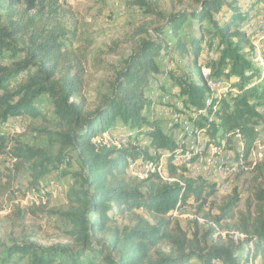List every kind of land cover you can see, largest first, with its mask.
Instances as JSON below:
<instances>
[{
	"label": "trees",
	"instance_id": "trees-1",
	"mask_svg": "<svg viewBox=\"0 0 264 264\" xmlns=\"http://www.w3.org/2000/svg\"><path fill=\"white\" fill-rule=\"evenodd\" d=\"M133 1L147 17L156 13L152 11L159 2ZM225 1L197 0L199 8L175 9L165 19L163 28L151 26L154 36L135 47L134 54L119 73L112 96L100 99L93 109L85 98L91 43L78 49L67 48L65 44L70 35L68 24L73 18L72 12L63 8L60 0H0V121L17 117L46 120L39 107L43 100L50 99L55 118L65 130L68 142L79 148L87 173L84 187L73 193V208L68 215L69 235L75 237L78 247L75 250L59 246L43 248L37 242L11 239V244L0 243V264H21L28 257L30 264H100L101 257H111L115 253H119L120 258L113 260L114 264H189L192 261L199 264H254L255 259L264 264V163L254 168L262 182L255 194L254 212L248 209L237 213L236 232L230 244L211 249L203 247L197 235L189 238L179 224H173L167 218L168 211L182 210L187 206L188 194L193 193L196 194V220L211 221L218 226L222 218L235 216V202L220 207L221 218L211 216L209 199L213 192L203 193L213 186L201 178L185 177L186 166L197 156H188L190 151L178 147L173 139L163 134L155 104L147 96L151 79L169 75L163 74V64L169 59L176 61L173 52L180 50L183 53L180 55L197 72V82L186 81V77H168L180 95L187 97L186 103V99L177 95L184 107H192L189 119L200 131L214 134L217 123L210 118L217 116L220 127L237 117L238 105L256 111L255 101L249 100L247 93L259 89V94L264 95V67L261 70L255 64L254 47L238 30L248 18L232 8L231 17L213 22L214 32L203 27L204 20L212 22L214 13L219 12V6ZM190 21L196 24L188 31ZM206 30L214 33L211 38L204 36ZM243 39L248 48L247 56L239 53ZM216 46L222 48L219 62L210 64L206 58L203 64L212 68L213 76H226L232 82L230 101L216 100L201 77L202 55L209 54ZM161 58L165 61L157 62ZM9 60L11 63L5 66L3 62ZM226 61H231L230 69L223 67ZM18 79L20 82L15 84ZM234 89H237L235 94ZM237 102L240 103L231 108ZM117 119L139 135L129 137L127 144L111 146L103 136L111 132ZM143 128L153 149L162 147L169 152L166 177L157 172L144 180L128 171L130 161H157L150 155L149 148L140 146ZM245 139L244 157L240 161L248 159L256 141L253 135L246 133ZM209 143L215 146L210 138ZM5 149L6 142L0 134V157ZM178 150L185 154L182 156L185 163L180 167L173 163ZM217 150L225 151L224 147ZM14 157L27 163H34L38 158L43 160L31 168L32 185H38L48 173L43 167L50 159L38 150L18 149ZM60 161L62 163L64 159ZM235 162L239 163L240 170L243 162L241 165L237 159ZM3 178L5 176L0 173V183ZM6 178L9 182L0 184V199L9 192L12 176ZM134 209H144L151 221L132 213ZM92 215H95L94 219L90 217ZM117 217L130 218L132 228L112 245L104 244L100 250H92V238ZM33 236L38 238L37 233ZM162 244L167 246L169 253L155 260L151 253Z\"/></svg>",
	"mask_w": 264,
	"mask_h": 264
},
{
	"label": "rangeland",
	"instance_id": "rangeland-1",
	"mask_svg": "<svg viewBox=\"0 0 264 264\" xmlns=\"http://www.w3.org/2000/svg\"><path fill=\"white\" fill-rule=\"evenodd\" d=\"M133 3V0H60L62 7L70 10L73 14V18L68 24L70 35L68 41L65 42L67 48H85L91 43V48L88 51L85 98L93 109L99 104L100 99L112 96L119 73L122 72L125 62L134 54L135 47L143 40L147 41L154 36L151 26L163 28L165 19L175 9L192 8L195 10L199 8L197 0H159L158 7L152 11L156 13L147 17ZM232 8L238 12H243L248 18V22L253 18L259 21L260 14L262 17L264 16V0H226L225 4L219 6V12L214 13L212 22L208 19L204 20L203 27L214 32L213 22H222L226 17H231L234 13ZM0 15H2L1 11ZM195 24L189 23L187 30L193 29ZM212 32L206 30L204 36L211 38L214 34ZM262 36L264 37V33ZM220 50L222 48L218 49L216 46L209 54L204 53L200 60L201 68L206 67L203 61L208 60L210 64L214 61L217 64L221 56ZM247 52L248 48L243 39V43L239 45V53L247 56ZM173 54L176 61L173 59L161 61L163 57L157 59L159 63L165 61L163 74L169 73L171 77L180 79L186 77L188 78L186 81L194 80L197 82L198 74L180 55L183 53L178 50ZM177 61L180 63L178 64ZM254 62L256 65H262L264 58L256 59L254 57ZM10 63V60L3 62L5 66ZM172 64L177 65V72L172 71ZM223 67L230 69L231 61H226ZM169 75H157V77L164 76V83L168 82L173 86L171 80L169 82ZM262 79L260 80L262 81ZM18 82L20 79L14 83L17 84ZM177 84L179 83L177 82ZM255 91L248 92L247 98L255 101L254 106L258 114L248 107L242 109L238 105L240 102H237L231 106V108L235 105L239 106L237 117L233 120L231 118L219 127L220 120L218 117L210 118L214 123H217L216 127H218L214 134L211 135V132H208L210 140L215 144L214 151L220 153L217 149L224 147L225 151L228 150L227 154L231 155L234 160L237 159L240 165L243 162V165L231 182H223V186L209 184L213 187L206 189L203 195L213 192L209 199L211 216L221 218L220 207L232 201L235 202L233 210L235 216L222 218L218 226L203 219L197 221L195 217L196 194L193 193L188 194L186 207L182 210L170 209L166 215L173 224H179L189 238L197 235L203 247L207 249L232 241L231 238L236 232L237 213L245 212L248 209L251 212L255 210V194L262 182L254 168L264 163V95L259 94V89ZM231 98L230 95L227 101ZM39 109L46 115V120L17 117L10 118L6 122L0 121V134L6 142L5 153L0 157V173L5 178L0 184L9 182L6 177L12 176L8 194L0 199V243L3 241L6 244H11V239L22 238L28 242H37L43 248L59 246L70 247L75 250L78 243L75 237L69 235L71 229L68 227L70 221L68 215L73 208V193L84 187V178L87 175L85 162L79 148L71 145L66 139L65 130L55 118V110L51 100H43ZM153 119L157 120L156 118ZM142 131L140 146L149 148V152L150 150L152 152L154 147L150 145L144 128L140 132ZM245 133L253 135L256 141L248 159L240 161L244 157ZM137 135L139 133L136 130L130 131L121 119H117L111 132L105 133L103 138L111 146H121L127 144L129 137ZM25 148L38 150L50 159V163L43 167L48 173L39 181L38 185H32L31 168L43 160L38 158L34 163H27L14 157V153L18 149ZM61 159H64V162L61 163ZM194 161L196 160L193 159L192 162ZM162 174L164 177L167 176ZM151 176H138L137 178L145 180ZM132 213L151 221L149 214L144 209H134ZM90 217L94 219L95 215ZM132 226L133 224L128 217L112 218L103 231L92 238V250H100L104 244L112 245L115 239L123 238ZM35 233L38 234V238L33 236ZM1 252L0 249V254ZM168 253L167 246L162 244L151 254L152 258L156 260L159 256ZM119 258V253L112 254L111 257L106 255L101 257L100 264H114L113 260H119ZM253 262L260 264L259 259H255ZM21 264H30V258H26ZM95 264L99 263L96 262ZM191 264L199 263L192 261Z\"/></svg>",
	"mask_w": 264,
	"mask_h": 264
},
{
	"label": "bare ground",
	"instance_id": "bare-ground-1",
	"mask_svg": "<svg viewBox=\"0 0 264 264\" xmlns=\"http://www.w3.org/2000/svg\"><path fill=\"white\" fill-rule=\"evenodd\" d=\"M256 21L257 20L253 18L250 22H244L240 25L239 32L244 34L254 47V57L260 59L261 57L264 58V37L262 36L264 33V25H256ZM251 28H254V32H250ZM254 33H257V39L260 40L259 43L254 40ZM257 66L262 70L264 64H257ZM172 67L174 69L177 65L172 64ZM201 77L216 100H228L231 91V81L228 78L224 76L215 77L212 75L209 80L205 66L201 68ZM164 81L165 78L162 79L161 76H154L150 81L147 96L155 104L156 114L161 120L163 134L173 139L178 147H185L187 151H190L191 153L188 156H197L194 158L196 161L190 162L186 166V170L183 172L185 177L193 180L201 178L209 184L218 186H223V182H231L238 173L235 160L231 155L227 154L228 150L220 154L214 151V145L209 143V136L205 132L200 131L195 123L189 119V111L192 110V107H184L177 99V95L181 96L179 89L168 82L164 83ZM173 90L174 98H176V110H171L166 120L165 108H171V99H166V94L172 93ZM236 92L237 89H234L233 94ZM178 151V157L173 159V163L180 167L185 163V159L182 157L185 156V154L180 150ZM150 155L157 159V161H130L128 165L129 173L134 177L151 176L157 172H160L162 176V173L168 175L169 152L163 149H152ZM229 164L232 170H235V173L228 176Z\"/></svg>",
	"mask_w": 264,
	"mask_h": 264
},
{
	"label": "built area",
	"instance_id": "built-area-1",
	"mask_svg": "<svg viewBox=\"0 0 264 264\" xmlns=\"http://www.w3.org/2000/svg\"><path fill=\"white\" fill-rule=\"evenodd\" d=\"M256 25H264V16L262 17L261 14H260V17H259V21H256ZM250 32H254V28H251V31H250ZM254 40H255L256 42H258V43H259V41H260V40L257 39V33H254ZM172 71H173V72H177L178 70L176 69V67H174V69H172ZM206 72H207V74H208V79L210 80V77H211L212 75H214V72H213L212 68H210V67H206ZM169 82H170V79H169ZM226 93H227V91H226ZM181 98H185V99H186V103H187V98H186V96H183V95H182ZM166 99H171V108H165V112H166V120H167V115L170 114V111H171V110H176V109H175V99H176V98H174V90H173L172 93H170V94H166ZM179 112H184V111H179ZM141 169H142V168H141ZM191 170H192V168H191ZM232 173H235V170H232V167H231V165L229 164V165H228V176H229L230 174H232Z\"/></svg>",
	"mask_w": 264,
	"mask_h": 264
}]
</instances>
